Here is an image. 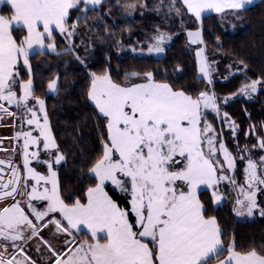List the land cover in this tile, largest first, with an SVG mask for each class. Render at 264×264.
I'll return each instance as SVG.
<instances>
[{
    "label": "snow or ice",
    "instance_id": "obj_1",
    "mask_svg": "<svg viewBox=\"0 0 264 264\" xmlns=\"http://www.w3.org/2000/svg\"><path fill=\"white\" fill-rule=\"evenodd\" d=\"M116 2L128 17L150 9L166 25H156L139 46L128 45L134 53L163 55L178 34L168 30L178 19L194 46L195 78L206 86H179L152 69L125 72L122 80L108 68L88 69L74 38L82 24L87 30L90 13L111 14L105 0H0L8 9L0 11V122L12 118L10 139L18 146L0 149L11 153L0 158V264H38L32 252L41 254L42 264H264V243L240 248L233 236L226 244L210 211L231 196L237 217H264V122L249 125L244 136L254 142L241 147L239 125L222 108L264 91V73L250 76L249 65L238 58L227 65L228 75L243 79L236 91L218 95V62L209 59L204 27L215 13L221 28H235L252 0ZM215 41V51H225L220 35ZM117 45L119 51L123 44ZM49 51L71 53L88 71L86 95L97 110L96 127L103 129L87 166L90 183L67 195L59 168L66 156L37 94L31 59ZM59 80L58 74L49 78L47 89L58 94ZM225 126L235 152L224 138ZM109 186L119 191V200Z\"/></svg>",
    "mask_w": 264,
    "mask_h": 264
},
{
    "label": "trees",
    "instance_id": "obj_2",
    "mask_svg": "<svg viewBox=\"0 0 264 264\" xmlns=\"http://www.w3.org/2000/svg\"><path fill=\"white\" fill-rule=\"evenodd\" d=\"M124 2L125 0H120L121 4ZM147 2L151 6L154 0ZM109 5L112 6L110 15L104 10H98L99 15L90 13L87 30H84L85 25L82 24L81 35L74 38L77 51L85 58L88 69L99 72L108 68L118 80L123 79L125 72L152 69L162 76L166 75L179 86L191 88L206 86V81L195 78L198 75L195 71V57L188 50L186 34L179 30L178 19L172 21V27L168 29L178 34L173 36L165 56L160 59L142 56L138 52H132L128 45L139 46L137 41H144L146 37L152 35L156 25L166 27L162 22V15L154 10L138 9L128 17L116 0H105L104 9ZM7 10L5 6L1 9ZM243 17L242 21H234L235 28L227 24L221 28L218 15H211L204 21L209 54L220 62V74H226L223 79H216L214 83L215 90L220 96L236 91L243 79L239 74L228 75L227 65L236 59L242 58L246 61L250 76L256 77L264 73V0L247 8ZM188 23L191 24L190 21ZM215 35L221 36L225 51H215ZM81 39L84 45H81ZM118 40L123 44L119 51ZM57 42L63 51L66 46L63 37L58 35ZM85 45L87 51L84 50ZM144 46L146 47V44ZM31 59L37 94L46 101L53 131L66 156V162L59 168L61 184L67 195L83 189L90 183L87 166L100 148L98 133L103 129L96 127L97 110L86 95L89 73L71 53L56 55L48 52L45 55L33 56ZM177 65L181 66V70H176ZM163 69L167 72L163 73ZM57 74L60 77L59 93L56 96L48 95L47 81ZM223 109L239 125L240 130L236 135L240 146L246 142H254L252 136L246 138L244 132L248 130L249 125L259 127L264 122V91L255 94L251 99L235 98L230 104L223 106ZM209 119L212 120L213 117L210 116ZM213 122L220 127L219 120ZM229 131L225 126L224 138L229 148L235 152L236 144ZM240 178L242 179V176ZM108 190L115 199L121 198V194L112 187L109 186ZM202 198L207 200L208 194L204 193ZM210 211L218 218L226 244L233 236L240 248H259L264 243V217L258 215L253 220L237 221L230 202H225L220 207L213 205Z\"/></svg>",
    "mask_w": 264,
    "mask_h": 264
},
{
    "label": "rangeland",
    "instance_id": "obj_3",
    "mask_svg": "<svg viewBox=\"0 0 264 264\" xmlns=\"http://www.w3.org/2000/svg\"><path fill=\"white\" fill-rule=\"evenodd\" d=\"M259 1H261V0H252V3L250 4V5H248L247 6V8H249V7H252V6H254L255 4H257ZM212 15H217V14H215V13H213ZM172 41H173V39H172ZM172 41L171 42H169V44H168V46L172 43ZM167 46V47H168ZM187 47H188V50L189 51H191L192 53H193V55H194V46H189V44L187 43ZM50 52V51H49ZM53 54H55V53H53ZM140 55H142V56H151V57H153V58H163L164 56H165V53L163 54V55H161V56H157L156 54H149V53H147V52H144V53H140ZM194 57H195V55H194ZM209 59L210 60H215V58L214 57H211V55L209 54ZM215 61H217V60H215ZM218 63L217 64H215L214 65V67L216 68V69H218V71H215L214 73H213V75H214V78H215V80L216 79H223L224 78V75H226V74H220V71L219 70H221V67H220V65H219V61H217ZM222 71H224V70H222ZM219 76V77H218ZM59 86H60V82H59ZM47 94L48 95H51V96H56L57 95V93H54V92H51L50 90H48L47 91ZM255 96V94L251 97V98H253ZM239 97V96H238ZM237 97V98H238ZM244 98H247V99H251V98H249V97H244ZM234 99H232V100H230V102L228 103V104H230L232 101H233ZM92 103V102H91ZM227 104V105H228ZM223 106H225V105H222V108H223ZM12 125V118H10V117H7V118H5L3 121H2V125H1V127L0 128H2V129H0V138H3V136H5L6 135V133H8V135H10L8 138H4V139H9V141L11 142V147H10V149L11 148H13V147H18L17 145H16V143H15V141L14 140H12V139H10L11 137H13L14 136V133H15V131H16V129L14 128V127H12L11 126ZM3 143V142H2ZM1 153H5V151H1ZM16 159H17V161H19V159H20V157H19V155L17 154V156H16ZM62 163L63 162H61V165H62ZM60 165V166H61ZM59 166V167H60ZM112 187V186H111ZM115 191H117L118 193H119V191L118 190H116L114 187H112ZM227 202H230L231 204H232V207H233V202H232V200H231V196H229L228 197V199H227ZM224 204V203H223ZM257 216H258V214L257 215H255V216H252V217H247V216H244V217H237V215L235 214V217H236V220L237 221H240V222H245V221H249V220H253V219H255V218H257ZM32 255H33V258H35V259H37L38 260V264H42V261H41V254L40 253H37V252H32Z\"/></svg>",
    "mask_w": 264,
    "mask_h": 264
},
{
    "label": "crops",
    "instance_id": "obj_4",
    "mask_svg": "<svg viewBox=\"0 0 264 264\" xmlns=\"http://www.w3.org/2000/svg\"><path fill=\"white\" fill-rule=\"evenodd\" d=\"M4 6H0V11H1V9L3 8ZM51 53V52H50ZM7 118V117H6ZM0 129H2V128H0ZM10 135H8V133H6V135L5 136H3V138H8ZM1 137V136H0ZM3 143L2 144H0V149H10V147H11V142L9 141V139H3V141H2ZM1 151H3V150H0V153H1ZM5 153L6 154H9V155H11V153L10 152H8V151H5ZM111 187V186H110Z\"/></svg>",
    "mask_w": 264,
    "mask_h": 264
},
{
    "label": "flooded vegetation",
    "instance_id": "obj_5",
    "mask_svg": "<svg viewBox=\"0 0 264 264\" xmlns=\"http://www.w3.org/2000/svg\"><path fill=\"white\" fill-rule=\"evenodd\" d=\"M8 156H9V154H6V153L0 154V158H7ZM5 167H7V166H5Z\"/></svg>",
    "mask_w": 264,
    "mask_h": 264
},
{
    "label": "water",
    "instance_id": "obj_6",
    "mask_svg": "<svg viewBox=\"0 0 264 264\" xmlns=\"http://www.w3.org/2000/svg\"><path fill=\"white\" fill-rule=\"evenodd\" d=\"M2 125V122H0V126Z\"/></svg>",
    "mask_w": 264,
    "mask_h": 264
}]
</instances>
